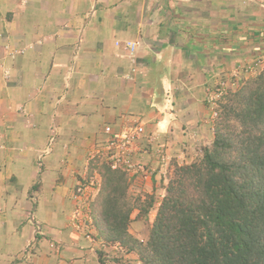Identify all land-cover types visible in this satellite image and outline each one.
<instances>
[{
    "label": "crops",
    "instance_id": "crops-1",
    "mask_svg": "<svg viewBox=\"0 0 264 264\" xmlns=\"http://www.w3.org/2000/svg\"><path fill=\"white\" fill-rule=\"evenodd\" d=\"M263 24L242 0H0V264H90L70 220L91 153L141 122L138 175L161 185L212 138L223 77L264 61Z\"/></svg>",
    "mask_w": 264,
    "mask_h": 264
},
{
    "label": "trees",
    "instance_id": "trees-1",
    "mask_svg": "<svg viewBox=\"0 0 264 264\" xmlns=\"http://www.w3.org/2000/svg\"><path fill=\"white\" fill-rule=\"evenodd\" d=\"M216 90L228 93L211 111L212 141L194 161L170 163L157 198L131 199L126 172L89 163L87 176L100 178L90 206L94 239L136 254L139 264H264V69L234 91L221 81ZM154 210L141 242L129 231L130 216Z\"/></svg>",
    "mask_w": 264,
    "mask_h": 264
},
{
    "label": "rangeland",
    "instance_id": "rangeland-1",
    "mask_svg": "<svg viewBox=\"0 0 264 264\" xmlns=\"http://www.w3.org/2000/svg\"><path fill=\"white\" fill-rule=\"evenodd\" d=\"M259 26V32L261 31V36L259 37V38H253L252 40L254 41V42H256L257 44H261L262 42H264V24L263 25H258ZM249 51H252V49H250ZM258 55H260V57L262 58L263 57V55H264V50H262V51H260V53L258 54ZM257 59V58H256ZM253 60H255V59H253ZM250 61V63L248 64V65H250V66H252V64L254 63V61ZM260 60H262V59H260ZM248 61V62H249ZM247 65V66H248ZM159 66V65H158ZM155 72H157V71H155ZM224 78V79H223ZM221 80L222 81H225L229 86H228V88L227 89H229V92L230 91H234V89H235V87H231L230 86V82H231V77H223ZM244 80H246V79H242L240 82H239V85H238V88L241 86V84L243 83V81ZM221 81V82H222ZM226 93H228V92H226ZM225 92L224 93H222V91H217V93L216 94H213V97L214 98H216V102H215V104H214V106H213V109H218V106H219V104H220V102L222 101V100H224V98H223V96L226 94ZM213 117H216V116H213ZM210 121L212 122L213 120L212 119H210ZM212 132V131H211ZM210 138V137H209ZM207 138V140H205V141H203L202 142V144L203 145H206V144H204L205 142H210V141H212V138ZM141 147V146H140ZM201 147V146H200ZM199 147V148H200ZM198 148V149H199ZM197 149V150H198ZM197 150H196V152H197ZM199 153V152H198ZM197 154V153H196ZM197 157L195 156L193 159H190V160H188L187 162H183V163H181L180 164V162L178 163L179 165H182V164H188V163H190V162H192V161H194L195 159H196ZM174 163H177V162H175L174 161ZM166 169V168H165ZM169 169V170H168ZM172 170H170V166L169 167H167V170H166V172L164 171V175H162V182L164 183V184H166L167 183V181H168V179H167V177L169 176L168 174L171 172ZM39 174V172H37V174L36 175H38ZM136 177H139V179H138V181L134 184V185H132L133 184V182L131 183V185H130V187H129V191H128V195H129V197L131 198V199H135V198H140L141 200H144L147 196H149V195H153L154 196V199L155 198H157L158 197V195L159 194H156V193H159L160 192V186L161 185H159V186H157V187H155V188H152V189H149V190H147V188H148V186L146 185L147 183V180L144 178V175H141V177H140V175H136ZM156 182H158V180L156 181ZM160 182V181H159ZM162 182H160L161 184H162ZM137 186H139V187H137ZM142 189V190H141ZM145 189L147 190V191H149V192H146L145 191ZM139 190V191H138ZM92 198H94L93 196H91ZM156 205V204H155ZM157 208V206H155V208L154 209H156ZM151 214L149 215V216H147V217H145V216H142V217H140V216H137V211H133L132 212V214H131V216H130V226H129V231H130V233L137 239V240H139V241H141V242H145L146 240H147V236H148V233H149V229H150V227H151V224H152V221H153V218H154V214H155V210L154 211H151L150 212ZM71 226V225H70ZM72 229V231H76V232H78L79 234H81L82 235V238L86 241L85 243H87V246H88V248H90V247H95L96 249H99V250H101L102 252H103V255H105L104 257L106 258V260L108 261L107 262V264H139L138 263V259H137V256H136V254H134V253H128V252H126L125 250H123L124 248H122V249H118L117 247H119V246H115L116 248H114V246H111V247H109L107 244H105L104 242H102V241H98L97 239H94V234H92V236H91V234H90V232H88L89 233V236L88 237H86V233H87V231H84L83 232V229H81L80 227L79 228H77V226H74V227H72L71 228ZM88 230H90V229H88ZM96 234V233H95ZM96 236H97V234H96ZM74 241H76L77 242V240H75L74 239ZM32 243H30V244H28L26 247H27V249H26V252H25V254H24V258L23 259H25L26 260V258H25V256H27V254L31 251V245ZM91 245V246H90ZM64 245H60L59 247H57L58 249H59V251H58V254H60V255H62V256H65V253L67 252L65 249H63L64 247H63ZM69 247V246H68ZM79 247V246H78ZM52 248H54V247H52ZM80 248V247H79ZM74 249H76L75 247H74ZM86 250H89V249H86ZM92 253V252H91ZM91 253H90V255H91ZM87 255V253L85 254V253H80V254H77V253H73V255H72V257H74L73 259L74 260H76V264H86V263H84V261L82 260V259H84V256H86ZM93 255V254H92ZM96 255V254H95ZM95 255H93L92 256V258H90L91 259V263L90 264H99L98 263V260H97V256H95ZM32 256V255H31ZM30 256V257H31ZM29 257V255H28V257H27V260L28 259H31ZM110 257V258H109ZM115 259H119L120 261L119 262H116L115 261ZM82 261H83V263H82ZM23 262V261H22ZM75 262V261H74ZM74 262H73V264H74ZM85 262H87V261H85ZM22 264H24V262L22 263ZM28 264V263H27ZM59 264H64V260L63 259H61V261H60V263ZM103 264H106V261L103 263Z\"/></svg>",
    "mask_w": 264,
    "mask_h": 264
},
{
    "label": "built area",
    "instance_id": "built-area-1",
    "mask_svg": "<svg viewBox=\"0 0 264 264\" xmlns=\"http://www.w3.org/2000/svg\"><path fill=\"white\" fill-rule=\"evenodd\" d=\"M247 3H254L264 8V0H242ZM131 50L133 49V45H130ZM264 68L263 61H257L252 64V66L248 67V75H253L257 73L259 69ZM221 86H226V82H222ZM216 98H209L208 102L211 104H215ZM108 137L106 141L101 144L97 149H95L89 160L92 162H97L99 164H106L112 170H120L129 174L130 177H135L138 173L142 172L143 167L135 162V159L138 157L140 153H143L144 149L140 146L142 144V140H144L146 135V128L144 124L141 122H127L122 129L119 131H108ZM153 138H155L153 136ZM134 159V162H133ZM96 181L91 180L87 186L82 189L79 188L77 192L78 195L74 196L75 199L79 197H86V194L90 192L92 189L98 187V174L93 171ZM95 187V188H94ZM78 213L79 210L76 209Z\"/></svg>",
    "mask_w": 264,
    "mask_h": 264
},
{
    "label": "clouds",
    "instance_id": "clouds-1",
    "mask_svg": "<svg viewBox=\"0 0 264 264\" xmlns=\"http://www.w3.org/2000/svg\"><path fill=\"white\" fill-rule=\"evenodd\" d=\"M254 4V3H253ZM264 9V8H263ZM257 61H262V60H260V59H258V60H255L254 61V63L255 62H257ZM264 62V61H263ZM264 69V68H263ZM262 69L260 68L258 71H257V73L259 72V71H261ZM257 73H255V74H253V75H247V76H245V75H235V77L234 76H230L231 78V82H230V86L233 88V87H235V89L236 88H238V85H239V82L242 80V79H247V78H249V77H251V76H254V75H256ZM234 79V80H233ZM228 84L226 83V86H225V88H228ZM234 89V90H235ZM215 102H216V100H215ZM169 167V166H168ZM124 172V171H123ZM166 172V171H165ZM97 174H98V172H97ZM128 175V177H129V179H130V182L132 183V181H134L135 179H136V176L135 177H130L129 176V174H127ZM98 176H99V174H98ZM91 180H93V181H96L97 180V178H95V175L94 174H92V175H90L87 179H86V181L85 182H83V183H80L79 185H78V187H76V189H75V192L72 194V196H71V199L74 201V202H77L78 204H79V206H80V210L79 209H77V210H79V212L77 213L76 212V209H75V211H74V213H73V215H72V219L70 220V228H72V227H74V226H77V228H83V232L84 231H87V233L85 234L86 235V237H88L89 236V233L88 232H90V234H91V236H92V234H94V237H96V231H95V228H94V226H93V224H92V220H91V218H90V211H91V208H90V206H91V203L93 202V200H94V198H92L91 196H93V197H95L96 196V194H97V191H98V189H99V185H98V187H94L95 189H92L90 192H88V194H86V197H84V196H82V197H79V198H77V199H75L74 198V196H76V195H78L79 193L77 192V190L79 189V188H83V187H85V186H87L88 185V183L91 181ZM98 182L100 183V178H98ZM131 185V184H130ZM156 206H158V205H156ZM83 212H85V215H86V220H82V219H80V218H78V215L82 218V214H83ZM88 229H90V230H88ZM72 230V229H71ZM92 230H93V232H92ZM90 237V236H89ZM116 248V247H115ZM17 264H21V263H17Z\"/></svg>",
    "mask_w": 264,
    "mask_h": 264
}]
</instances>
